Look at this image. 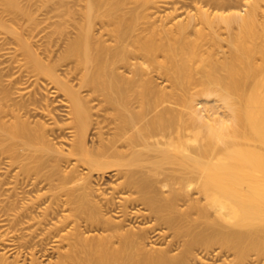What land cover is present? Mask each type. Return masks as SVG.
<instances>
[{
  "label": "bare ground",
  "instance_id": "obj_1",
  "mask_svg": "<svg viewBox=\"0 0 264 264\" xmlns=\"http://www.w3.org/2000/svg\"><path fill=\"white\" fill-rule=\"evenodd\" d=\"M78 1L0 13V264H264V0Z\"/></svg>",
  "mask_w": 264,
  "mask_h": 264
},
{
  "label": "rangeland",
  "instance_id": "obj_2",
  "mask_svg": "<svg viewBox=\"0 0 264 264\" xmlns=\"http://www.w3.org/2000/svg\"><path fill=\"white\" fill-rule=\"evenodd\" d=\"M20 1V4L21 5H43V2H42V0H19ZM56 2V1H55ZM3 5H5V3H4V0H0V13L3 15V18L6 20V22L7 23H9V24H11V25H14V26H16L17 25V19L15 18V16H13L12 14H10V13H8L7 11H4V9H3ZM49 5H56V3H50ZM70 5H81L80 3H79V1L78 0H70ZM34 6V8H36ZM21 21H26V19H21ZM1 35H4V33H2L1 32V30H0V36ZM11 39H10V37H8L7 35H6V39L4 40V42H0V49H1V51L2 50H4V49H2V48H4L5 46H7L8 45V41H10ZM3 62L4 63H1V61H0V66H3L4 64H8V63H10L11 62V57L9 56V57H6L4 60H3ZM41 86V87H40ZM23 87L25 88L22 92H23V97L24 98H29V97H31V96H33V95H38V94H40V92H38V94H36V92L35 91H40L41 90V94L42 93H44L43 95H48V98H49V100H54V98H56V97H54L53 95V97L51 96V93H50V89L49 88H47L46 86H45V88H44V86L43 85H35L34 83H27L26 85H23ZM39 88H42V89H40L39 90ZM38 89V90H37ZM44 91V92H43ZM35 93V94H34ZM33 94V95H32ZM40 96V95H39ZM50 96H51V98H50ZM17 97L18 98H21L19 95H17ZM53 98V99H52ZM56 100V99H55ZM38 118H40V119H43L44 120V117H42V116H40L39 114L38 115H36V118L35 119H38ZM65 118H66V116H65ZM94 135V132H92L91 133V137ZM71 137V135H70V133H65L64 134V142H62V144H63V146L66 148L67 147V145H68V139ZM117 181H119V179H117V178H115V177H112V178H108V177H105V178H102L101 180L97 177V175H95L94 176V183H95V187L97 188V186H98V188L99 187H103L104 188V190L106 191L107 189V191H109V189H110V187H111V185L112 184H114L115 182H117ZM102 190V189H101ZM100 190V191H101ZM99 191V192H100ZM111 214V213H110ZM137 224H138V222H137ZM165 244V243H164ZM157 246H159V245H157ZM13 257H14V253L13 254H10L9 255V260H12L13 259ZM231 257H234L233 256V254L231 253H229L228 255H227V253L226 254H224L222 257H221V259H219V260H217L216 262H210V264H229L228 262H229V260H231ZM21 260V259H20ZM23 260V259H22ZM42 260V262H44V263H46L48 260L47 259H45V261L43 260V259H41ZM27 260H25V263L26 264H28V261L26 262ZM21 262H24V260L23 261H21ZM256 264H263V262L261 263H256Z\"/></svg>",
  "mask_w": 264,
  "mask_h": 264
}]
</instances>
